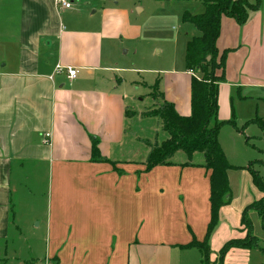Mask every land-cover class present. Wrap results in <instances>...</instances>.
Returning <instances> with one entry per match:
<instances>
[{"label": "crops", "instance_id": "obj_1", "mask_svg": "<svg viewBox=\"0 0 264 264\" xmlns=\"http://www.w3.org/2000/svg\"><path fill=\"white\" fill-rule=\"evenodd\" d=\"M112 1L127 0L90 9L75 0L71 10L54 0H0V246L29 230L30 240L46 247L41 264H203L198 248L181 246L206 237L211 171L205 158L193 157L147 172L159 143L127 126L144 112L131 109L127 79L119 75L138 71L114 62L112 51L130 26L129 13ZM190 26L192 38L201 36ZM217 48L227 52L218 113L227 121L220 116L227 97H264V0L243 26L222 18ZM58 66L76 68L77 79L57 73ZM166 73V101L190 116L192 75ZM179 75L186 76L183 92ZM43 209L44 223L33 226ZM7 250L0 264H25Z\"/></svg>", "mask_w": 264, "mask_h": 264}, {"label": "rangeland", "instance_id": "obj_2", "mask_svg": "<svg viewBox=\"0 0 264 264\" xmlns=\"http://www.w3.org/2000/svg\"><path fill=\"white\" fill-rule=\"evenodd\" d=\"M83 3H91L87 6L89 9L104 7L101 5V0H79L77 5ZM112 3L108 2V5L121 12L129 13L127 22L130 28L125 27V37L120 36L116 49L111 51L114 62H117L119 68L138 71V73L119 74L127 79L128 92L132 98L131 109L144 113L152 112L162 105L163 100L158 96V99L153 98L155 93L151 87L158 84L159 92L165 98L166 81L169 83L166 72L171 71L176 75L186 71V48L194 35V29L183 23L184 14L188 12L195 15L194 12H198L199 8H202L201 12H204V5L202 0H190L186 3L141 0L137 2L143 9V13H140L135 8V2L121 1L118 6L114 4L116 2L112 1ZM9 24L13 30L16 29V13L10 18ZM176 77L179 82V91L183 92L186 76ZM198 77L202 78V75L198 74ZM262 98L256 101H240L232 96V99L227 97L223 102L220 116L225 117L224 114H226L228 117L223 119H228L227 121L234 119L236 127L225 125L220 130L218 138L229 163L234 168L229 172L228 196H231V201L220 211L218 229L212 235L214 243L211 248L210 264L220 263L221 250L227 242L247 237V232L242 225L243 212L263 197L262 189L255 181V176H259V180L264 184V136L261 129L251 122L256 118L264 119V97ZM144 113L141 115L142 118L133 116V119L127 123L130 133L139 137L144 136L159 144L167 140L169 135L163 130L161 120L156 117H145ZM237 120L241 122L238 123ZM185 160L188 159L183 152H178L172 158L175 163L185 162ZM203 160L204 155L197 153L193 162L198 163ZM39 202H44L40 196ZM43 212L44 209L34 221L33 226L40 221L44 223L45 213ZM249 218L253 224V236L259 240L260 247L264 248V231L259 216L255 211H250ZM168 228L174 229L171 225H168ZM12 233L19 236L15 227L12 228ZM27 233L28 242L25 236L24 239L19 237L18 241L9 240L7 246L5 244L0 246V262L5 259L6 249H8L9 258L23 259L25 264L43 262L46 248L44 243L32 242L30 235L33 232L28 230ZM44 233V230L40 233L43 238L46 235ZM223 239L227 241L222 243ZM14 250L16 251L13 253ZM222 261L223 264H264V251L232 249Z\"/></svg>", "mask_w": 264, "mask_h": 264}, {"label": "trees", "instance_id": "obj_3", "mask_svg": "<svg viewBox=\"0 0 264 264\" xmlns=\"http://www.w3.org/2000/svg\"><path fill=\"white\" fill-rule=\"evenodd\" d=\"M127 1L139 2L141 0ZM174 1L188 2L190 0ZM202 4L205 7L203 14L192 15L186 12L183 17L184 24L193 25L201 33V36L192 38L186 48V72L192 75L191 115L181 116L175 105L165 100L156 84L151 87L155 93L153 98H160L163 103L154 111L144 113V116L159 118L163 130L169 135V138L160 145L152 146L146 162L147 172L160 166H172V158L178 152L186 154L189 161L197 153L204 155L205 165L203 167L211 171V221L203 242L194 240L181 248H198L203 255V264H210L209 240L219 225L221 209L230 204L229 172L234 168L229 163L218 136L225 125L236 127L234 119L231 121H219L218 119L220 84L227 82L225 76L227 52L220 55L217 48V41L221 35V20L223 17H228L243 26L250 20L251 14L260 9L261 0H255L254 3L248 0H202ZM198 74H201L202 78L198 77ZM251 122L261 129L264 136V119L256 118ZM255 178L262 189L263 197L243 212L242 225L247 232V237L227 242L221 250L219 264H223L224 256L232 249L264 251V248L260 247L259 240L253 236V224L249 218L250 211H255L264 231V184L259 180V176Z\"/></svg>", "mask_w": 264, "mask_h": 264}, {"label": "built area", "instance_id": "obj_4", "mask_svg": "<svg viewBox=\"0 0 264 264\" xmlns=\"http://www.w3.org/2000/svg\"><path fill=\"white\" fill-rule=\"evenodd\" d=\"M55 4L64 10H71L74 7L75 0H54ZM65 72L70 80H75L78 77L79 71L73 67H57V73ZM45 143L50 144L51 135L47 134Z\"/></svg>", "mask_w": 264, "mask_h": 264}]
</instances>
